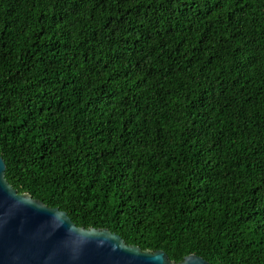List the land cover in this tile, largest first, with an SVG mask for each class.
<instances>
[{"label": "trees", "instance_id": "trees-1", "mask_svg": "<svg viewBox=\"0 0 264 264\" xmlns=\"http://www.w3.org/2000/svg\"><path fill=\"white\" fill-rule=\"evenodd\" d=\"M0 154L78 226L264 264V0H0Z\"/></svg>", "mask_w": 264, "mask_h": 264}, {"label": "water", "instance_id": "water-1", "mask_svg": "<svg viewBox=\"0 0 264 264\" xmlns=\"http://www.w3.org/2000/svg\"><path fill=\"white\" fill-rule=\"evenodd\" d=\"M5 170L0 154V264H211L195 253L175 262L108 228L78 226L67 211L19 193Z\"/></svg>", "mask_w": 264, "mask_h": 264}]
</instances>
